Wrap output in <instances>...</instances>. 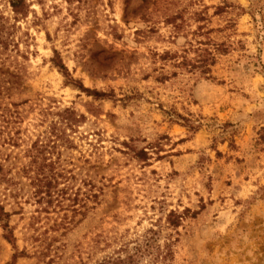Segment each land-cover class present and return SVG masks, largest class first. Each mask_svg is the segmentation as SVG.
Returning <instances> with one entry per match:
<instances>
[{"label":"rangeland","instance_id":"rangeland-1","mask_svg":"<svg viewBox=\"0 0 264 264\" xmlns=\"http://www.w3.org/2000/svg\"><path fill=\"white\" fill-rule=\"evenodd\" d=\"M11 1L0 264H264V0Z\"/></svg>","mask_w":264,"mask_h":264},{"label":"trees","instance_id":"trees-1","mask_svg":"<svg viewBox=\"0 0 264 264\" xmlns=\"http://www.w3.org/2000/svg\"><path fill=\"white\" fill-rule=\"evenodd\" d=\"M11 5L13 7L16 6V1L12 0L11 1ZM35 150H38L39 148H34ZM51 165V164H49ZM1 166V164H0ZM42 177H35V182H37V186H40V188L34 192V194H39V193H42V186L43 187H46L45 189V194H46V197L48 198V200L50 199V201L52 200L53 198V194H54V190L55 189L54 187H56L57 185L53 184L54 182L56 184H58L57 182V177L58 175H50L49 173L45 174H41ZM3 179L2 181L6 184L7 187L9 186H12L14 184H16L13 179L11 177H7L6 175H2V178ZM11 190V189H10ZM14 191H11V194H13ZM1 196H4L3 198H5V193H0V224L2 226V228L4 229L5 231V234H4V237L7 238L8 240H12L13 239V232L11 231L10 229V226H9V217H10V212L6 210V206H5V199H1L2 197ZM60 196L57 194V197ZM92 196H95V194H92ZM46 197H43L42 199H46ZM174 216L176 219L179 217L178 215H172L171 213L168 215V218H167V223H169L170 225L172 226H176L177 225V221L175 220H172L170 217L171 216ZM165 249H166V252H165V256L168 257L171 255V249H170V244H166L165 245ZM130 256H127L125 259H121V258H117L115 260H106L102 263H98V264H128V261L130 260Z\"/></svg>","mask_w":264,"mask_h":264}]
</instances>
